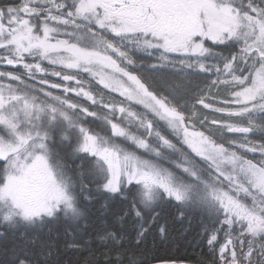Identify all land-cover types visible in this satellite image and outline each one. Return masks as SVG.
I'll list each match as a JSON object with an SVG mask.
<instances>
[{"label": "snow or ice", "instance_id": "1", "mask_svg": "<svg viewBox=\"0 0 264 264\" xmlns=\"http://www.w3.org/2000/svg\"><path fill=\"white\" fill-rule=\"evenodd\" d=\"M0 264H264V0H0Z\"/></svg>", "mask_w": 264, "mask_h": 264}, {"label": "trees", "instance_id": "2", "mask_svg": "<svg viewBox=\"0 0 264 264\" xmlns=\"http://www.w3.org/2000/svg\"><path fill=\"white\" fill-rule=\"evenodd\" d=\"M184 240L180 237L179 231L173 234V240L161 245L157 255L160 257H182L185 254Z\"/></svg>", "mask_w": 264, "mask_h": 264}]
</instances>
